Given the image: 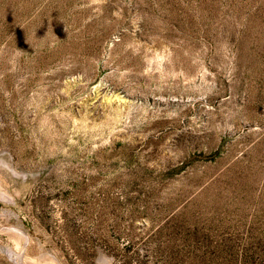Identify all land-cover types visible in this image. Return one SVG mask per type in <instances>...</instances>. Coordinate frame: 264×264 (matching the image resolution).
Listing matches in <instances>:
<instances>
[{
	"label": "rangeland",
	"instance_id": "obj_1",
	"mask_svg": "<svg viewBox=\"0 0 264 264\" xmlns=\"http://www.w3.org/2000/svg\"><path fill=\"white\" fill-rule=\"evenodd\" d=\"M0 264H264V0H0Z\"/></svg>",
	"mask_w": 264,
	"mask_h": 264
},
{
	"label": "bare ground",
	"instance_id": "obj_2",
	"mask_svg": "<svg viewBox=\"0 0 264 264\" xmlns=\"http://www.w3.org/2000/svg\"><path fill=\"white\" fill-rule=\"evenodd\" d=\"M9 197V196H8Z\"/></svg>",
	"mask_w": 264,
	"mask_h": 264
}]
</instances>
